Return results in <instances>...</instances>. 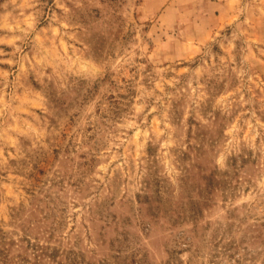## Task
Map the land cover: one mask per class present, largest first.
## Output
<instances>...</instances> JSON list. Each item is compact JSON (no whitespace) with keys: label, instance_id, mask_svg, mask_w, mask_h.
<instances>
[{"label":"rangeland","instance_id":"1","mask_svg":"<svg viewBox=\"0 0 264 264\" xmlns=\"http://www.w3.org/2000/svg\"><path fill=\"white\" fill-rule=\"evenodd\" d=\"M0 264H264V0H0Z\"/></svg>","mask_w":264,"mask_h":264}]
</instances>
